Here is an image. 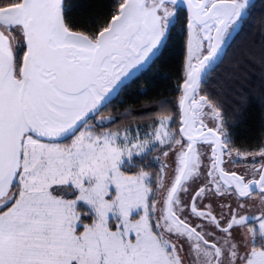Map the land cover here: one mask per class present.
Wrapping results in <instances>:
<instances>
[{
    "label": "snow or ice",
    "instance_id": "1",
    "mask_svg": "<svg viewBox=\"0 0 264 264\" xmlns=\"http://www.w3.org/2000/svg\"><path fill=\"white\" fill-rule=\"evenodd\" d=\"M76 7L0 0V264H264V42L222 67L250 0ZM174 31L177 95L151 131L97 120Z\"/></svg>",
    "mask_w": 264,
    "mask_h": 264
},
{
    "label": "trees",
    "instance_id": "2",
    "mask_svg": "<svg viewBox=\"0 0 264 264\" xmlns=\"http://www.w3.org/2000/svg\"><path fill=\"white\" fill-rule=\"evenodd\" d=\"M84 0H73L74 4H80ZM91 5L88 9L74 8L76 17H86L88 13L96 15L107 11L111 0H86ZM264 16V0H256L251 7L246 23L242 24V31L238 30L231 38L230 48H227V56L222 67H227L234 51H237L241 45L255 44L264 42V35L259 31V19ZM90 20L84 19L82 23L87 24ZM179 24L177 25V29ZM183 35L179 31H174L172 39L169 40L168 47L163 51V55L157 53L149 65L135 75L129 82L118 91L113 102L108 107L102 109L100 115L117 116V122L110 125L112 128H139L143 133L151 129L150 125L154 118L158 117L165 108L171 105L164 103L174 101L177 93L175 92V81L180 71V62L182 57L181 40ZM158 57V58H157ZM248 73L256 75V70L249 67ZM220 86L218 77L213 75L207 84L210 93L215 94ZM258 106L249 110L247 119L235 129V136L239 142H250L259 131L257 118ZM127 113V115H125ZM159 154L153 151L145 160L153 169L157 166L153 162V157Z\"/></svg>",
    "mask_w": 264,
    "mask_h": 264
},
{
    "label": "water",
    "instance_id": "3",
    "mask_svg": "<svg viewBox=\"0 0 264 264\" xmlns=\"http://www.w3.org/2000/svg\"><path fill=\"white\" fill-rule=\"evenodd\" d=\"M237 31H238V30H237ZM234 33H235V32H234ZM153 58H154V57H153ZM150 62H151V61H150ZM150 62H149V63H150ZM148 65H149V64H148ZM148 65H145L144 68H142L141 70H144ZM141 70H140V71H141ZM137 73H138V72H137ZM137 73H135L133 76H130L129 79L126 80V81L124 82V84H126L127 82H129V81H130L135 75H137ZM124 84H123V85H124ZM123 85H122V86H123ZM122 86H121V87H122ZM118 91H119V90H118ZM115 97H116V95H115ZM110 99H112V98H110Z\"/></svg>",
    "mask_w": 264,
    "mask_h": 264
},
{
    "label": "rangeland",
    "instance_id": "4",
    "mask_svg": "<svg viewBox=\"0 0 264 264\" xmlns=\"http://www.w3.org/2000/svg\"><path fill=\"white\" fill-rule=\"evenodd\" d=\"M248 13H249V12H248ZM101 116H103V117H108L107 115H99V116L96 117V119L99 120ZM150 131H151V129H150L149 131H146V132H150ZM158 155H159V154H157V155H155V156H158ZM155 156H154V157H155ZM153 162H154V163L156 164V166H157V162H156L154 159H153Z\"/></svg>",
    "mask_w": 264,
    "mask_h": 264
},
{
    "label": "flooded vegetation",
    "instance_id": "5",
    "mask_svg": "<svg viewBox=\"0 0 264 264\" xmlns=\"http://www.w3.org/2000/svg\"><path fill=\"white\" fill-rule=\"evenodd\" d=\"M256 2V0H250V9H251V7L254 5V3ZM250 9H249V11H250ZM248 11V12H249ZM247 15H248V13L246 14V16H245V18L247 17ZM239 30V29H238ZM236 34V32L235 33H233V36ZM231 40V39H230Z\"/></svg>",
    "mask_w": 264,
    "mask_h": 264
}]
</instances>
